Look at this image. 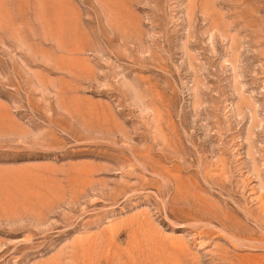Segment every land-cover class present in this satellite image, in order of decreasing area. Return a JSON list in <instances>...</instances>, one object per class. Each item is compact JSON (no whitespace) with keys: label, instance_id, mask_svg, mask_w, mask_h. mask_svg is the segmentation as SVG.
Returning <instances> with one entry per match:
<instances>
[{"label":"rangeland","instance_id":"obj_1","mask_svg":"<svg viewBox=\"0 0 264 264\" xmlns=\"http://www.w3.org/2000/svg\"><path fill=\"white\" fill-rule=\"evenodd\" d=\"M0 264H264V0H0Z\"/></svg>","mask_w":264,"mask_h":264}]
</instances>
